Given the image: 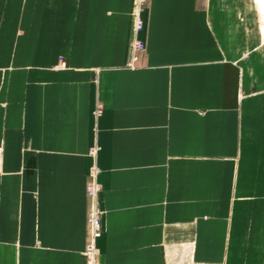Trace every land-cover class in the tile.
<instances>
[{
	"label": "crops",
	"instance_id": "1",
	"mask_svg": "<svg viewBox=\"0 0 264 264\" xmlns=\"http://www.w3.org/2000/svg\"><path fill=\"white\" fill-rule=\"evenodd\" d=\"M134 7L0 0V264H85L94 146L99 264H264L259 13Z\"/></svg>",
	"mask_w": 264,
	"mask_h": 264
},
{
	"label": "built area",
	"instance_id": "2",
	"mask_svg": "<svg viewBox=\"0 0 264 264\" xmlns=\"http://www.w3.org/2000/svg\"><path fill=\"white\" fill-rule=\"evenodd\" d=\"M145 0H135V7L133 10V38L131 40V55L127 67L133 68L138 60V54L144 50V43L139 39V34L143 30V22L140 18L142 12V5ZM101 112V107L97 106L94 115L97 117ZM99 152L97 146L92 147L88 151V156L92 159V165L88 171L89 183L86 187V194L91 200V207L87 217V224L89 228L88 243L83 252L85 264H99V251L97 249V240L102 236V212L99 209L97 199L100 193V187L97 183V178L100 173L96 165V159Z\"/></svg>",
	"mask_w": 264,
	"mask_h": 264
},
{
	"label": "bare ground",
	"instance_id": "3",
	"mask_svg": "<svg viewBox=\"0 0 264 264\" xmlns=\"http://www.w3.org/2000/svg\"><path fill=\"white\" fill-rule=\"evenodd\" d=\"M257 12L259 13L260 20H261V27L264 33V0H250Z\"/></svg>",
	"mask_w": 264,
	"mask_h": 264
},
{
	"label": "rangeland",
	"instance_id": "4",
	"mask_svg": "<svg viewBox=\"0 0 264 264\" xmlns=\"http://www.w3.org/2000/svg\"><path fill=\"white\" fill-rule=\"evenodd\" d=\"M129 47H130V53H131V42H130V45H129Z\"/></svg>",
	"mask_w": 264,
	"mask_h": 264
}]
</instances>
